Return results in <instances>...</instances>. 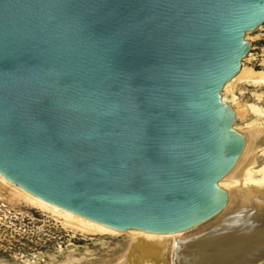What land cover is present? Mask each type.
Returning <instances> with one entry per match:
<instances>
[{"label":"water","instance_id":"obj_1","mask_svg":"<svg viewBox=\"0 0 264 264\" xmlns=\"http://www.w3.org/2000/svg\"><path fill=\"white\" fill-rule=\"evenodd\" d=\"M264 0H0V178L120 230H188L244 152L222 90Z\"/></svg>","mask_w":264,"mask_h":264},{"label":"bare ground","instance_id":"obj_2","mask_svg":"<svg viewBox=\"0 0 264 264\" xmlns=\"http://www.w3.org/2000/svg\"><path fill=\"white\" fill-rule=\"evenodd\" d=\"M251 33L246 34L248 43ZM251 46L252 43L250 50ZM251 56L249 51L238 74L222 90V100L235 113L233 128L244 133L246 142L241 157L218 183L227 194V203L212 219L172 233L120 230L44 203L2 178L0 191H7L10 200L49 216L74 236L115 238L123 235L128 238L121 257L93 264H264V161L258 162L259 155L264 156V108L258 103H240L235 92L237 85L264 86V69L258 71L246 65ZM250 114L253 118L247 120ZM234 191L238 197L236 203L233 202ZM218 216L222 217L213 228L208 225V229H204L207 222ZM65 261L72 263L71 259Z\"/></svg>","mask_w":264,"mask_h":264},{"label":"rangeland","instance_id":"obj_3","mask_svg":"<svg viewBox=\"0 0 264 264\" xmlns=\"http://www.w3.org/2000/svg\"><path fill=\"white\" fill-rule=\"evenodd\" d=\"M260 27L249 35L252 56L246 62L258 71L264 69V24ZM235 92L240 103H258L264 108V86L237 85ZM252 118L250 114L246 119ZM263 161L259 155L258 162ZM233 195L236 203L235 191ZM9 198L7 191H0V264H67L66 259H71L70 264H93L121 257L125 251L126 236H74L49 216ZM221 217L207 222L204 229L213 228Z\"/></svg>","mask_w":264,"mask_h":264}]
</instances>
